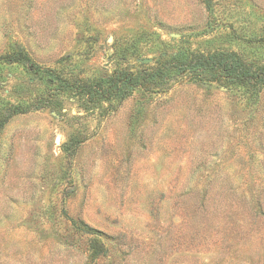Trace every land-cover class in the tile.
Returning <instances> with one entry per match:
<instances>
[{
  "label": "rangeland",
  "instance_id": "374dc122",
  "mask_svg": "<svg viewBox=\"0 0 264 264\" xmlns=\"http://www.w3.org/2000/svg\"><path fill=\"white\" fill-rule=\"evenodd\" d=\"M17 48L90 80L116 50L134 73L180 49L264 65V0H0ZM32 78L0 65V106ZM63 98L0 132V264H264V90L184 72L99 112Z\"/></svg>",
  "mask_w": 264,
  "mask_h": 264
},
{
  "label": "trees",
  "instance_id": "16d2710c",
  "mask_svg": "<svg viewBox=\"0 0 264 264\" xmlns=\"http://www.w3.org/2000/svg\"><path fill=\"white\" fill-rule=\"evenodd\" d=\"M124 59V55L116 50L112 57L115 65L112 74L90 80L75 77L62 67H42L22 48L0 55V65H21L33 77L32 81L43 86L44 91L42 96L37 95L27 107L21 104L0 106V132L18 114L47 107L59 110L63 97H75L87 112H99L108 109V104L113 100H124L137 89L159 88L184 72L199 81L215 80L229 86L242 87L256 98L264 90V65L246 63L235 52L217 51L208 55L180 49L170 57L159 59L156 68L137 73L124 66ZM75 225L77 229L81 228ZM99 251L96 244L95 252Z\"/></svg>",
  "mask_w": 264,
  "mask_h": 264
},
{
  "label": "water",
  "instance_id": "95a60500",
  "mask_svg": "<svg viewBox=\"0 0 264 264\" xmlns=\"http://www.w3.org/2000/svg\"><path fill=\"white\" fill-rule=\"evenodd\" d=\"M152 60L151 59H142L141 62L142 63H150Z\"/></svg>",
  "mask_w": 264,
  "mask_h": 264
}]
</instances>
